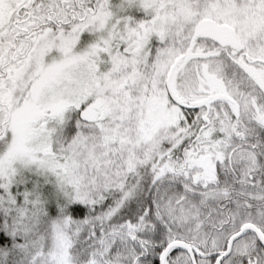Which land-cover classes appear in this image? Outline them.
<instances>
[{
    "label": "snow or ice",
    "instance_id": "obj_1",
    "mask_svg": "<svg viewBox=\"0 0 264 264\" xmlns=\"http://www.w3.org/2000/svg\"><path fill=\"white\" fill-rule=\"evenodd\" d=\"M0 264H264V0H0Z\"/></svg>",
    "mask_w": 264,
    "mask_h": 264
}]
</instances>
